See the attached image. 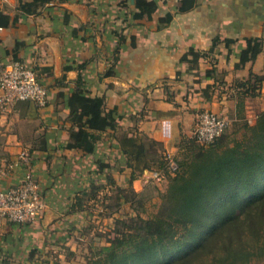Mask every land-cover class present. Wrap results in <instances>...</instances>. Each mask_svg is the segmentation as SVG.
I'll use <instances>...</instances> for the list:
<instances>
[{"label":"crops","instance_id":"obj_1","mask_svg":"<svg viewBox=\"0 0 264 264\" xmlns=\"http://www.w3.org/2000/svg\"><path fill=\"white\" fill-rule=\"evenodd\" d=\"M180 1L51 0L14 25H0V65L22 62L49 89L42 111L19 102L0 112V189L22 183L24 168L12 166L29 151L47 205L33 225L0 218V264H87L78 246L86 227L111 231L117 218L99 199L112 195L118 178H132L124 138H149L177 155L182 141L194 139L201 113L227 117L235 100L247 98L238 84L251 74L263 80L264 97V0H196L186 13L178 11ZM18 5L0 0V13L14 20ZM138 6L155 11L135 20ZM168 14L172 20L161 26ZM257 38L262 52L243 62L246 40ZM79 76L121 117L116 131L100 135L93 155L67 148L72 125L62 94H72Z\"/></svg>","mask_w":264,"mask_h":264},{"label":"trees","instance_id":"obj_2","mask_svg":"<svg viewBox=\"0 0 264 264\" xmlns=\"http://www.w3.org/2000/svg\"><path fill=\"white\" fill-rule=\"evenodd\" d=\"M50 2L19 0L20 15L11 20L0 13V25H14ZM195 6L196 0H181L178 11L186 13ZM138 10L133 16L135 20L145 14L150 16L155 8L138 6ZM171 20L172 15L168 14L161 26ZM246 44L243 62L253 61L262 52V41L248 39ZM116 53H120V47ZM211 72L216 69L208 70L207 77H211ZM262 86L263 80L252 74L250 80L238 84L247 98L260 97ZM62 96L72 125L67 148L95 154L100 135L116 131L121 117L106 110L104 97L90 95L82 76L72 94ZM245 129L241 140H228L226 131L210 146H202L194 139L182 141L179 153L180 156L186 153V157L182 161L175 157L178 165L175 174L168 170L160 143L145 138L150 141L147 150L142 137L124 138L127 167L132 171L127 187L133 186L136 173L151 170V164L157 166L156 171L152 170L154 174L163 177L162 173L167 172L171 180L155 215L145 218L131 204L135 215L117 218L109 239L87 256L86 263L251 264L264 260V111L257 115L254 126L246 123ZM191 144L197 145L192 148ZM158 148L164 151V156H157ZM152 152L157 160L148 159ZM100 188L101 185L92 189L90 198L96 199Z\"/></svg>","mask_w":264,"mask_h":264},{"label":"built area","instance_id":"obj_3","mask_svg":"<svg viewBox=\"0 0 264 264\" xmlns=\"http://www.w3.org/2000/svg\"><path fill=\"white\" fill-rule=\"evenodd\" d=\"M49 90L38 75L24 63L15 61L0 65V112L13 110L19 102H31L39 110L48 106ZM230 121L212 111H204L195 124L193 137L202 146L212 145L229 128ZM168 170L175 174L178 165L175 156L165 153ZM33 158L23 151L12 167L24 168V179L18 186L0 189V218L20 226L35 224L46 211L47 205L41 187L33 173ZM160 178L159 173H155Z\"/></svg>","mask_w":264,"mask_h":264},{"label":"rangeland","instance_id":"obj_4","mask_svg":"<svg viewBox=\"0 0 264 264\" xmlns=\"http://www.w3.org/2000/svg\"><path fill=\"white\" fill-rule=\"evenodd\" d=\"M235 101H237L235 102V106L232 107V110H230L226 117L230 121V126L226 133L228 140L243 139L246 134V123L250 126H254L257 115L261 110H264V97L261 95L258 98H238V100ZM142 140L147 150H150V141L145 139V137H142ZM196 145L191 144V147L193 148ZM163 153L164 151L158 148V155H156L164 156ZM172 154V156H175L180 161L186 157V153H183L181 156L179 152L176 153L177 155L174 153ZM150 155L151 154L148 155V159L157 160V156H155L154 153L152 154L153 156ZM117 163L118 170H121L120 162L118 161ZM124 164L125 162L123 165ZM151 166V170H145L143 173H136V180L138 181L132 187H127L128 181H126V179L123 180L118 178L117 181L120 182V185H116V187L113 186L111 190L112 195H107L108 197L106 195H102L99 201L101 203H103L104 200L105 202H109L107 204L112 207V211L117 213V218H129L131 215L134 216L135 213L131 209V204H133L137 211L144 213L143 216L145 218L155 215L159 210L162 198L168 189L171 178L167 172L162 173L164 175L163 177L156 178L153 171L157 170V166L154 164H151ZM101 186L102 188L105 187L104 184ZM137 194H141L142 197L137 196ZM120 197L121 199H119ZM108 198L112 200H106ZM118 207L120 208L117 209ZM117 218L114 219L113 225ZM92 225L95 226V228L98 227L96 223ZM95 228L90 225L86 227L85 230L87 231L84 240L78 242L79 248L82 249V253L86 256L93 255L97 252V250L105 244V241L109 239V235H111L109 230ZM251 264H264V260H254Z\"/></svg>","mask_w":264,"mask_h":264}]
</instances>
